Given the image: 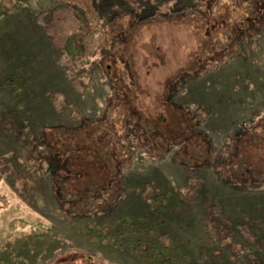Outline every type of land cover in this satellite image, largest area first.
<instances>
[{"label": "rangeland", "instance_id": "1", "mask_svg": "<svg viewBox=\"0 0 264 264\" xmlns=\"http://www.w3.org/2000/svg\"><path fill=\"white\" fill-rule=\"evenodd\" d=\"M0 264H264V0H0Z\"/></svg>", "mask_w": 264, "mask_h": 264}, {"label": "trees", "instance_id": "2", "mask_svg": "<svg viewBox=\"0 0 264 264\" xmlns=\"http://www.w3.org/2000/svg\"><path fill=\"white\" fill-rule=\"evenodd\" d=\"M92 3H94V0H92ZM85 14V13H84ZM84 22H82V21H80L81 23H82V26L80 27V30H81V34H83V39L84 40H86L87 38L88 39H92L93 37H94V33H92V32H90V30H89V28L91 27V24H90V22H88L87 20H86V18H85V20H83ZM85 27H87L88 28V31L90 32V33H88V31H86L85 30ZM73 38H71V40H72ZM99 39H101V37H99ZM69 43H67L66 42V46L68 45ZM84 44V43H83ZM83 44H81L82 45V50L84 51L85 50V48H86V46L85 45H83ZM73 59H75V58H73ZM8 127L10 128V129H12L11 128V125H8ZM9 129V130H10ZM243 132V131H242ZM241 132V133H242ZM240 135V134H239ZM38 148H36V150H37ZM53 150H54V148L51 146V145H47L46 146V148L44 149V150H42V151H39V150H37V152L39 153V155L41 156V155H46V156H51L52 154H53ZM57 179H59L58 178V176L55 178V180H57ZM63 187V185L61 186V188ZM60 192V194L62 195V196H64L65 195V192H63L62 190H60L59 191ZM74 197H77V196H74ZM130 220V221H129ZM132 218H127V217H124L120 222H118L116 225H115V233L117 234V233H127V229L128 228H130L131 229V231H132V234L133 235H135V236H137V235H141V230H142V228H143V225L141 226V222H137V223H132ZM154 230H157V227H152V229L150 230V232H146V235H147V237H150L152 234H153V232H154ZM108 230H106V232H107ZM153 231V232H152ZM105 232V233H106ZM41 235V234H40ZM148 252H146V255L149 257H154V259L155 260H157L158 262H160V263H165L164 262V259H163V253H162V251H159L158 249H155V248H149L148 250H147Z\"/></svg>", "mask_w": 264, "mask_h": 264}]
</instances>
